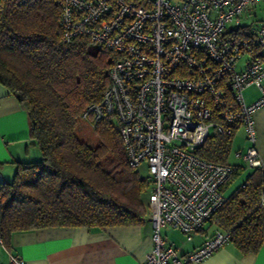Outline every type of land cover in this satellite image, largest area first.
Listing matches in <instances>:
<instances>
[{
	"label": "built area",
	"instance_id": "obj_1",
	"mask_svg": "<svg viewBox=\"0 0 264 264\" xmlns=\"http://www.w3.org/2000/svg\"><path fill=\"white\" fill-rule=\"evenodd\" d=\"M60 7L63 41L87 37L116 54L109 87L81 120L95 128L114 117L128 165H147L152 247L139 264L201 262L229 231L179 254L161 229L190 238L225 202L235 166L197 154L211 129L242 127L248 146L236 155L250 168L262 165L254 113L264 108V0H61ZM252 85L258 97L247 102ZM6 251V264H27Z\"/></svg>",
	"mask_w": 264,
	"mask_h": 264
},
{
	"label": "trees",
	"instance_id": "obj_2",
	"mask_svg": "<svg viewBox=\"0 0 264 264\" xmlns=\"http://www.w3.org/2000/svg\"><path fill=\"white\" fill-rule=\"evenodd\" d=\"M60 1L0 0V84L27 112L40 152L37 160L17 162L10 181H0L6 246L17 231L138 225L147 211L151 180L128 165L115 118L106 115L93 128L96 143L77 133L81 113L110 85L116 54L87 37L63 41ZM237 128L213 132L197 154L227 163ZM234 166L223 191L242 170ZM225 196L207 227L229 231L243 253L257 251L264 246V164Z\"/></svg>",
	"mask_w": 264,
	"mask_h": 264
},
{
	"label": "crops",
	"instance_id": "obj_3",
	"mask_svg": "<svg viewBox=\"0 0 264 264\" xmlns=\"http://www.w3.org/2000/svg\"><path fill=\"white\" fill-rule=\"evenodd\" d=\"M254 119L255 147L264 164V108L255 111ZM239 130L245 136L242 127H238L236 132ZM237 151L244 153L239 144L234 154L241 156L236 155ZM39 158V149L30 138L27 112L0 84V181L13 178L17 162ZM227 163L238 165L229 159ZM223 192L227 194L226 190ZM212 233L206 224L193 232L190 238L172 226L166 225L161 229L162 237L179 254L197 248ZM151 234L152 222L147 204L144 221L138 225L46 227L14 232L8 246L0 238V263H7L8 249L27 264H139L152 247ZM195 264H264V246L255 252L243 253L228 241L211 256Z\"/></svg>",
	"mask_w": 264,
	"mask_h": 264
},
{
	"label": "rangeland",
	"instance_id": "obj_4",
	"mask_svg": "<svg viewBox=\"0 0 264 264\" xmlns=\"http://www.w3.org/2000/svg\"><path fill=\"white\" fill-rule=\"evenodd\" d=\"M251 16L247 18L248 21L251 20ZM244 96L247 102L253 101L255 98L258 97V90L257 87L254 86H249L244 90ZM211 134L214 132L213 129L210 130ZM237 131V130H236ZM77 133L79 137L83 140H90L92 143H96V136L93 132V128H90L88 124L81 120L78 126ZM232 142V147L228 156L229 161L235 162L236 164L240 165L242 167L241 172L236 175L230 184L228 185L226 192L227 194L230 193L234 187H236L238 184H240L248 175L249 173V167L247 166L246 162L243 160L242 156L236 157L235 156V151L237 149V145L239 144L243 149L244 152L246 151V147L248 146V141L245 138V136L242 134V132L239 130L238 132H235ZM250 143V142H249ZM245 147V148H244ZM136 171L138 172V175L142 179H148L149 178V172L147 165L145 163L141 164L136 168ZM151 188L149 187L146 192H145V198L147 199V195L150 192Z\"/></svg>",
	"mask_w": 264,
	"mask_h": 264
}]
</instances>
